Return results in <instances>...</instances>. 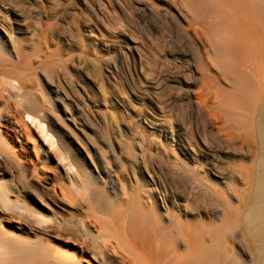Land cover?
Instances as JSON below:
<instances>
[{
    "label": "bare ground",
    "instance_id": "bare-ground-1",
    "mask_svg": "<svg viewBox=\"0 0 264 264\" xmlns=\"http://www.w3.org/2000/svg\"><path fill=\"white\" fill-rule=\"evenodd\" d=\"M98 2L95 7H87L91 15L101 18L109 13L108 5L112 2ZM129 2L140 17L156 18L161 24L159 28L168 30L165 37L168 36L177 53L163 76L152 79L147 72L142 44L123 32V45H113L110 35L94 24L86 26V32L76 27L74 36L83 45L76 54L62 47L63 43L70 45L69 39L56 40L51 26L39 27L36 41H19L16 32L29 33V25L15 27L12 21L29 24L34 17H59L61 6L58 2L46 6L42 0L34 3L0 0V125L17 129L20 121L12 119L18 116H25L35 124L43 136L41 144L48 141L62 149L60 160L68 164L71 184H76L74 176L79 182L80 195L75 197L73 187L66 183L51 181L43 185L49 190L50 200L66 201L68 205V215L49 218L51 224L44 230L46 236L78 248L56 247L47 239L17 242L20 245L12 246L6 260L0 250L3 259L0 264H82L77 249L91 250V258L98 264H110L105 260L106 253L119 255L117 264H170V261L202 264V258L210 264H264V0ZM80 3L88 5L87 0H76L78 11ZM82 33L89 38L93 52L84 48ZM96 48L108 54L112 52L111 72L106 74V81L112 83L115 77L124 78L127 91L137 100L134 104L121 89L120 100L115 97L119 120L122 122L125 116H130L134 128L143 132L149 126L151 136L157 139L148 143L154 150H145L141 133L138 135L139 150L123 155L130 168L122 166V143L103 128L110 122L118 124V118L110 113L108 119L95 100L94 90L101 97L106 95L98 60L101 54ZM53 61L77 64L80 74L87 75L88 80H76L62 65L63 69L60 66L53 69ZM38 73L49 85L40 93L45 96V99L41 96V102L30 95L40 84ZM161 99L162 104H158ZM166 113L169 117L171 113L177 116L175 125L164 119ZM116 132L121 131L118 128ZM31 144L34 150L42 149L40 143ZM99 144L133 184L125 187L112 175ZM6 145L0 133L2 209L17 210L21 218L31 222L45 220L46 204L42 201L46 198L40 201L41 196L36 201L26 196L24 200L18 199L19 194L9 198L12 188L7 190L3 178L8 173L15 180L16 175L8 172L9 164L2 154ZM22 147L28 150V142ZM20 168L24 171L21 165ZM41 171L50 177L54 170L41 168ZM138 172L147 177L145 183L139 182ZM220 183L223 207L207 202L208 208L200 212L192 206L199 200L197 196L214 193L213 187ZM118 193L120 197L114 201L109 197V202L104 200L106 194L118 196ZM218 208L227 220V234L223 238L212 232L206 240L200 226L214 225L211 209L218 212ZM188 209L194 218L190 222L183 217ZM165 221H171L169 226L175 228L174 232L170 229L168 233ZM224 243L231 250L237 247L240 258L229 260L219 256L216 249Z\"/></svg>",
    "mask_w": 264,
    "mask_h": 264
},
{
    "label": "rangeland",
    "instance_id": "rangeland-1",
    "mask_svg": "<svg viewBox=\"0 0 264 264\" xmlns=\"http://www.w3.org/2000/svg\"><path fill=\"white\" fill-rule=\"evenodd\" d=\"M98 1L87 0L88 5H86V6L80 3V6L82 5L80 7L81 10L78 11L77 8L75 7L77 5V4H75L76 0H57V1L56 0H42L43 5H46V6H51L53 3L55 4L56 2H58L59 7L61 6L60 10H61L62 14L59 15V17L55 16L54 18H53V16H48V17L42 16V18H40V19L34 17V21H35V19L38 20V21H35V22H37V24H34L33 20L31 22H29V24L18 22V21H12L13 22L12 24L15 27L17 25H19L21 27H23V25L24 26L29 25V28H30L29 33L20 34V33H17L15 31L16 35L18 36L19 41H25V40L26 41H36V39L40 35L39 34L40 33L39 27L45 28V27L51 26L53 29H55L54 30V32H55L54 38L56 40H62V41H63V38H68L70 41V45L68 46L65 43H63L62 47L65 49L67 48L69 50H72V52L75 54L81 52V49L83 48V45L80 42H79L80 44L77 43L78 41L76 39V36H74L76 34L75 32L77 31L76 27H79L80 31H83V32H86L85 31L86 26H92L93 27V24H94V26L96 25L97 28H103V32L105 33V35H107V34L110 35L111 39L113 40L112 41L113 45H119V44L123 45V41L121 40V34L123 32H125L134 41H137L139 44H142L141 47H142V50L144 51L143 52L144 53V64L146 63L145 66L148 70L147 72L151 74L150 76L152 77V79L158 78L160 75L163 76L166 73V70H167L168 66L170 65V63L173 59V54L177 53L176 50L174 49L172 43L168 42L169 41L168 36L166 35V37H165V34H168V30L166 31L163 28L160 29L161 24L159 25L160 22H158V20L156 18H154V19L153 18L143 19L142 17H140V15H138L137 11H135V10H133V8H131L129 0H118L119 2L117 0H98ZM101 1H104L105 3L106 2H112V4L109 3V5H108V11L110 13V18L108 17L109 13H106L104 16H101V18H102V20H101V18H97V17L91 15V13L88 11L87 6L91 5V6L95 7V6H97V2L100 3ZM126 1H128L129 4ZM116 2L118 3V5ZM29 3H34V0H29ZM38 3L40 5V2H38ZM54 4L52 6L56 5V4L55 5ZM123 6H126V7H123ZM128 8H130V10ZM131 9L133 11H131ZM71 10L75 13H73ZM128 12L131 14H129ZM103 17L104 18L107 17V18L104 19ZM102 21L105 22L104 23L105 25L102 23ZM82 34H83L82 39H83L84 44H85L84 48L90 50L92 48V45L89 43V38L84 33H82ZM116 35H119L120 37H118V36L116 37ZM114 37H115V40L113 39ZM75 39H76V41H75ZM166 39H168V40H166ZM96 49H98V48H96ZM90 51L93 52V50H90ZM97 51H98L97 53L101 54V56L98 58V60H99L100 67H101L100 68L101 78H102L101 80L105 83V89H106L105 94L106 95L101 97V94H99V92H97V90H96V92L94 90L95 100H96V102L100 103L99 108L102 110L103 113H105V115L108 119H110L109 116H111L112 114L118 118L119 113H118L116 104H117V99L120 100V97H121L120 92H122L121 89H123L127 98L129 97L130 100L132 99L131 101H133L134 104H137V100L134 97L133 93L131 91H129V89L127 91L124 78L115 77L116 79L114 82L111 81L112 83H110V82L108 83L106 81V80H108L106 78V74H109L111 72V65L109 64V62H110L109 58H110V55L112 54V52H110L108 54V53H105V51L102 49H100V51L98 49ZM106 55L108 57H106ZM74 60H77V58H75ZM106 60L108 62H106ZM65 62H67V61H64V62L53 61V62H51L52 65H51V63H48L47 67H50V65L53 67L55 64L53 69H59V66L61 67V65H62L70 71V73L73 75V77L76 80H78V81L88 80V78L86 77L87 75H85V74L81 75L80 74L81 71L79 70L77 64H75V63L72 64L71 61L70 62L68 61L67 63H65ZM49 69H52V68H49ZM37 77L39 79L40 84L32 90L30 95L35 97L38 101L41 102L42 99H45V96L43 94H40V93H42V91L46 90V88H49V85L46 84L41 73H38ZM88 77L90 78L89 75H88ZM98 80H100V78ZM116 90H118L119 92H117ZM153 91L154 90H151V93H153V95H157L156 93L154 94ZM161 96H162V99L164 101V97H165L164 94ZM115 97L117 99H115ZM162 99L160 100V103H158V104H162L161 103ZM101 102H103L106 106L102 105ZM154 109L156 110L157 114H161L160 111L158 110V108H154ZM116 112H117V114H116ZM73 113L74 112L72 111V114ZM110 113H111V115H110ZM129 117L130 116H125L123 118L122 122L118 118V121L120 122V123L118 122V124H114L112 122L105 124L106 126L102 124L103 128L106 129V131L108 132L110 137H112V138L116 137L122 143V149H121V150H123L122 151L123 154L121 155L122 163H123L122 166H124V164H125L126 167H128V165H127L128 160L123 155L125 152H129V151L130 152L131 151L137 152L139 150L137 147V143H138L137 140H140L139 139L140 137H138V135L140 133H141V137L143 138L142 142H143V147L145 148V150H154V149H150L148 147V145H149L148 143L152 142V140H154V139L157 140L156 138L151 136V134H150L151 128H149V126H147L144 123L145 126H147L146 130L143 132L142 131L140 132L139 129H137L136 127L135 128L133 127L132 118L131 117L129 118ZM176 117L177 116H175L173 113H171L170 117L166 113V118H164V119H166L168 122L175 125L177 122ZM12 120H15V121L19 120L20 121L18 123L20 125L19 126L16 125L17 129H13L12 127H9L7 125H6V127L0 125V133H1V139L3 140V138H4V140L8 144V145H6V150H2V154H5V156H6V163H7V165L9 164L8 165V172L11 173V171H13L12 173H14L16 175L15 176L16 179L13 180L10 177V174L6 173V177L3 178L4 181L3 180L2 181L6 182V187H8L7 190L12 188V190H9V192L7 191L8 196L11 199H14L18 194L20 195V196L18 195V199H24V200L27 199L26 196H30L32 199H34L36 201H37V198L40 199L43 197L40 201H42L44 198H46L45 200L42 201L46 204V208L43 209V215L45 217H47L48 219L45 218V220H46L45 221L43 218L41 221H38V223L31 222V221H28L26 219L21 218V216H19V213L17 210H12V211H7V212L4 211L1 207L2 205L0 204V250H2L1 253L4 254L3 257L0 256V260L1 261L3 259L6 260L5 255L7 258V256H8L7 254L12 253L11 252L12 246L14 248L17 245L25 243V241L27 243V242H35V241L37 242L41 239H47L51 242L52 245H54L56 247L78 248V247H75L73 245H70V244L64 242L63 240L52 239L51 237L48 238V236H46L45 231H44L45 229H48L49 225L51 224L49 221V218H51V219L52 218H59V217H61L60 215H68V213H67L68 212V205H67L66 201H61V200H53L52 201L47 196L49 194V190L47 191L44 186L47 185L48 182L54 181L57 183H64V184L66 183L67 186L70 185L69 187H73L72 188L74 190L73 195L75 197L80 196L79 190H78L79 182L76 181L77 179L75 178L74 174L72 173V175L74 176L73 180H75L76 184L75 185L71 184L72 177H71V173L69 172L68 164L66 166V161L60 160V157L63 155L62 149L57 148L58 146L57 147L51 146V144L48 141L47 142L44 141V144L43 143L41 144V141H42L41 139H43V136L41 135L39 128L37 129L36 125L31 123L25 116H18V117L13 118ZM116 125H118V126H116ZM118 128L120 129L121 132L117 133L116 130ZM136 129H137V131H136ZM23 130L24 131L26 130L25 134H23L24 133ZM138 130H139V132H138ZM133 132H135V133H133ZM2 135H3V137H2ZM92 137L95 140H97L95 136L92 135ZM32 141H35L36 143H40L42 145V149L34 150L32 148L33 145L31 144ZM25 142H28V150H24L26 148L22 147ZM49 146H51V147H49ZM99 146H100V149L102 147L101 150H103L104 157H106V159L109 163L112 175L116 176L122 182V184L125 185V187H127L128 183H129V185H130V183L133 184V182L131 180L129 181L128 178H126V176L124 175V173H122L119 170V166L117 165V163H115L112 160L111 155L106 151V149H104V147L101 144H99ZM129 164H131L130 166H132V167L134 166V168L136 167V165L131 163V162H129ZM20 165L22 166L24 171H20L21 170ZM41 168L45 169V170H54L52 176L49 177L46 175L47 176V178H46L43 171H41ZM128 168H130V167H128ZM138 173L139 174H137V176L139 177V182L145 183V181L147 180V177H145V174L140 173V172H138ZM60 174H61V176H60ZM22 177H24V178L26 177V178L22 179ZM1 178H2V176H1V172H0V179ZM27 182L31 183L33 186L32 187L29 186L27 184ZM24 183H26L27 185L25 186ZM77 183H78V185H77ZM129 185H128V187H129ZM34 187H36V188H34ZM24 188H26V189H24ZM213 188H214L213 189L214 193L213 192L210 194H208V193L202 194L201 193L203 199H202V197L199 196L200 197L199 198L197 196V198L199 200L198 201L196 200L195 201L196 203L192 204V206L198 208V210L200 212H203L204 210H206L208 208V204L210 202L213 203L216 207L221 205L223 202L222 201V199H223V196H222L223 184L220 183L216 187H213ZM15 189H17V190H15ZM30 192H32V193H30ZM76 194H78V196ZM117 195L118 196L106 194V198H104L102 196H100V198H104V200L106 202H109L108 201L109 199H110V201H112V200L114 201L115 198L120 197V193H118ZM108 197H109V199H107ZM45 201H47V202H45ZM199 201H201V202H199ZM205 202L206 203L209 202V203L205 204ZM206 205H207V207H206ZM221 206L223 207V205H221ZM221 206H220V208L222 209ZM211 207H209V209ZM220 208H218V209H220ZM65 209H66V211H65ZM221 209L218 212L216 209L215 210L211 209V211L214 213L212 219L215 220L214 225L210 226L211 228L209 227V225L208 226L205 225V227H204V225L200 226V232L202 233L203 237H205L206 240H208L207 238H208L209 234L213 235V234L217 233V234H220L221 236H223V238H225V236L227 234V232L225 230L227 220H224L222 213H221ZM187 213H188V214H186L187 216H183V217H186L187 220H189V222H190L194 218L191 217L190 209H188ZM183 217L181 219H183ZM19 218L21 220L22 219L23 220L21 221ZM204 221H205L204 223L206 224L207 220H204ZM44 223H46V224H44ZM165 223H168L167 224L169 227L168 233L170 232V229H171V232H172V229L174 232L175 228H173V226H169L172 224L171 221L170 222L165 221ZM90 228L93 229V227H91V226H90ZM212 232H213V234H212ZM204 235H207V237ZM26 236H28V237L26 238ZM67 236H64V239H69V238H66ZM41 237H43V238H41ZM31 240H34V241H31ZM17 242L18 243L21 242V243L18 244ZM228 245L229 244H225V243L220 244L218 246V248L216 249L218 255L228 257L229 260H233L235 258L239 259L241 256V251L237 250V247H235V246L231 250V247ZM77 250H79L78 259L81 261L82 264H98L97 261H95L91 258L90 253H89V252H91V250H88L89 252L83 251L80 249H77ZM202 250H204L203 246H202L201 251ZM233 254H234V256H233ZM10 255H12V254H10ZM231 255L233 257H231ZM105 257H106L105 258L106 262L107 263L110 262V264H117L120 261V256L117 254L113 255L111 253H106ZM170 264H177V262L170 261ZM202 264H210V262H209V260L206 261V259H204V261H203V258H202Z\"/></svg>",
    "mask_w": 264,
    "mask_h": 264
}]
</instances>
